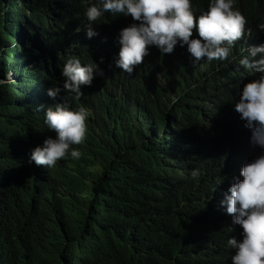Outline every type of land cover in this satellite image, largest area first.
<instances>
[{
    "label": "trees",
    "instance_id": "1",
    "mask_svg": "<svg viewBox=\"0 0 264 264\" xmlns=\"http://www.w3.org/2000/svg\"><path fill=\"white\" fill-rule=\"evenodd\" d=\"M207 2L193 0L196 14ZM236 6L247 35L228 60L194 67L186 46L163 55L152 46L128 75L114 57L130 16L106 13L88 39L83 0H0V79L13 72L0 87V264H232L227 240L239 241L242 229L219 201L260 152L234 104L255 78L236 67L264 43V0ZM70 56L104 73L81 86L80 100L63 89ZM54 87L55 100L47 95ZM56 103L91 116L74 146L81 157L47 169L29 156L55 138L43 120Z\"/></svg>",
    "mask_w": 264,
    "mask_h": 264
},
{
    "label": "clouds",
    "instance_id": "2",
    "mask_svg": "<svg viewBox=\"0 0 264 264\" xmlns=\"http://www.w3.org/2000/svg\"><path fill=\"white\" fill-rule=\"evenodd\" d=\"M86 38L92 39L98 33L93 24L105 14L131 17L132 23L119 31V52L114 57L116 68L131 75L144 58L149 48L155 46L160 53L172 54L179 45L186 46L194 67L201 61H225L230 57L236 42L247 35L246 16L236 6L238 0H208L207 9L199 14L193 0H83ZM258 31L264 32V23ZM195 29L198 38L193 37ZM248 55L239 59L236 71L243 69L255 74L245 83L239 93L234 110L251 130L250 143L260 149L258 155L247 161L232 178L230 187L222 194L219 206L232 217V224L239 226L241 239L228 238L227 247L234 250L232 264H264V43L249 46ZM233 60L236 58L233 57ZM100 58V63H103ZM63 89L80 100L81 86H91L94 74L103 76V70L96 62H81L77 56H70L62 65ZM0 79V87L13 81V72L7 71ZM160 85L166 86L163 75L157 77ZM61 88L54 87L47 95L56 99ZM176 98L173 97V103ZM44 106H39L38 111ZM91 111L80 105L71 107L68 103H56L44 110V124L55 133L41 146L31 150L29 162L47 169L67 157L79 159L81 151L74 147L81 145L87 136V120ZM199 169L190 170V177L197 179ZM233 231L232 228H228Z\"/></svg>",
    "mask_w": 264,
    "mask_h": 264
}]
</instances>
